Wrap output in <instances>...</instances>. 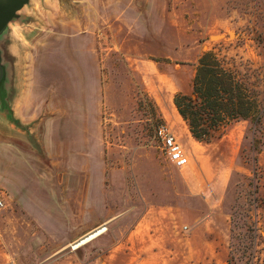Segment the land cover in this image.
<instances>
[{
	"label": "rangeland",
	"instance_id": "1",
	"mask_svg": "<svg viewBox=\"0 0 264 264\" xmlns=\"http://www.w3.org/2000/svg\"><path fill=\"white\" fill-rule=\"evenodd\" d=\"M19 16L0 40L9 78L0 97V146H7L0 150V188L11 196L13 176L42 174L34 163L39 146L9 147L26 143L18 134L27 136L65 153L77 175L99 164L108 191L92 219L113 200L121 207L123 191L125 230L148 207L170 208L177 226L172 264H227L233 222L264 264V0H30ZM208 51L255 90L262 118L258 125L254 118L234 122L203 144L190 136L173 99L190 92ZM163 128L180 142L186 167L164 152ZM31 180L33 197L39 185ZM80 207L85 215L88 200ZM10 210L7 204L0 215V264L38 250L13 245L18 227ZM208 210L219 216L208 230L193 231Z\"/></svg>",
	"mask_w": 264,
	"mask_h": 264
},
{
	"label": "crops",
	"instance_id": "2",
	"mask_svg": "<svg viewBox=\"0 0 264 264\" xmlns=\"http://www.w3.org/2000/svg\"><path fill=\"white\" fill-rule=\"evenodd\" d=\"M8 83L9 78L6 90L0 94V97L6 93ZM19 115L16 116V119L21 118ZM7 119L13 120L12 117H7ZM5 121L4 126L6 125ZM24 124L22 127V124L20 125L18 122L17 128H25L26 123ZM0 125L2 126V118ZM9 128L12 135L14 133L13 123L10 122ZM0 134L2 135V131ZM18 137L26 143L20 144V146H9L11 150L32 151L34 146L41 148L37 152H32L37 156L34 163L41 168L42 174L37 177L24 174L12 175L11 196L6 194V200L11 209V220L18 227L17 237L13 245L19 248L28 249L32 247L38 249L33 253L26 250V252L18 251L11 255L12 264L34 262L41 264L173 263L171 253L177 226L170 208L148 207L138 217L135 224L125 230L124 224L128 221L130 208L128 204L129 193L123 191L121 193V207L113 200L111 205L107 203L104 210H101L103 215L92 219L90 216L94 212H98L99 200L108 191V186L104 188L99 183V164L95 163L92 167L91 162L89 174L77 175L76 169L70 167V161L66 159L65 153L55 152L53 154L48 144L36 143L32 140L29 143L27 142L29 138L20 134ZM5 147L7 146H0V150ZM45 147L47 148L45 149ZM70 147L67 146L68 149ZM97 148L98 146H96V154ZM61 154L65 160L53 157V155L61 156ZM28 156L29 153L26 155L27 159ZM26 165H31V162L27 161ZM64 167L71 168L69 174L66 173ZM36 178L39 185L36 188L38 195L34 194L31 197L28 189L34 181L31 179ZM93 189L94 193L92 192ZM82 199L89 202V208L85 215H83L80 207ZM205 213L206 215L201 213V217L194 220L196 225L193 231L208 230L211 220L219 216L216 212H209V210L208 213L207 211ZM118 223H121L122 226L116 231L114 229L119 226ZM102 226H107V230L87 243L88 246L82 250H78L79 248L72 249V245L76 241ZM192 228L193 226L190 229ZM23 234H25L24 237Z\"/></svg>",
	"mask_w": 264,
	"mask_h": 264
},
{
	"label": "trees",
	"instance_id": "3",
	"mask_svg": "<svg viewBox=\"0 0 264 264\" xmlns=\"http://www.w3.org/2000/svg\"><path fill=\"white\" fill-rule=\"evenodd\" d=\"M173 104L190 136L203 144L211 143L234 122L254 118V124L258 125L262 118L255 90L210 51L197 61L190 92L177 93ZM237 229L233 222L227 264L243 261L245 264H260L256 262V246L236 236ZM252 241L255 244V239Z\"/></svg>",
	"mask_w": 264,
	"mask_h": 264
},
{
	"label": "water",
	"instance_id": "4",
	"mask_svg": "<svg viewBox=\"0 0 264 264\" xmlns=\"http://www.w3.org/2000/svg\"><path fill=\"white\" fill-rule=\"evenodd\" d=\"M29 2L30 0H0V40L8 30L10 23L20 18L19 12ZM7 81L8 68L0 49V94L5 92Z\"/></svg>",
	"mask_w": 264,
	"mask_h": 264
},
{
	"label": "built area",
	"instance_id": "5",
	"mask_svg": "<svg viewBox=\"0 0 264 264\" xmlns=\"http://www.w3.org/2000/svg\"><path fill=\"white\" fill-rule=\"evenodd\" d=\"M158 134L162 140L163 150L167 154L170 162H172L178 169L186 167L189 163V158L184 153L177 138L165 128L160 129ZM6 198V193L0 188V214L7 208Z\"/></svg>",
	"mask_w": 264,
	"mask_h": 264
},
{
	"label": "bare ground",
	"instance_id": "6",
	"mask_svg": "<svg viewBox=\"0 0 264 264\" xmlns=\"http://www.w3.org/2000/svg\"><path fill=\"white\" fill-rule=\"evenodd\" d=\"M106 231V227L102 226L100 228H98L97 230L93 231L92 233L88 234L87 236H85L84 238L76 241L73 245H72V249H78L82 246H84L85 244L89 243L90 241H92L93 239L97 238L98 236H100L101 234H103Z\"/></svg>",
	"mask_w": 264,
	"mask_h": 264
}]
</instances>
